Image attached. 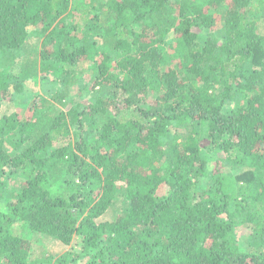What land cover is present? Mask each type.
Here are the masks:
<instances>
[{
    "label": "trees",
    "instance_id": "16d2710c",
    "mask_svg": "<svg viewBox=\"0 0 264 264\" xmlns=\"http://www.w3.org/2000/svg\"><path fill=\"white\" fill-rule=\"evenodd\" d=\"M84 1L0 0V264H264V0Z\"/></svg>",
    "mask_w": 264,
    "mask_h": 264
},
{
    "label": "rangeland",
    "instance_id": "374dc122",
    "mask_svg": "<svg viewBox=\"0 0 264 264\" xmlns=\"http://www.w3.org/2000/svg\"><path fill=\"white\" fill-rule=\"evenodd\" d=\"M79 1L80 0H72V4L74 5ZM89 1L90 0H85L84 2L86 3ZM251 13L255 14L256 10L252 9ZM68 21L72 22L73 19L69 18ZM219 31H221L220 28H219ZM42 39H43V35L39 30L35 28H29L28 38H27L28 44H27V48H25V49H28V52H25V54L28 57L29 55L32 54V52L34 53L35 51L39 50V46L41 45ZM81 68L86 71V74L81 77V80L84 82V84L89 86L91 78H92L88 71L90 69V66L88 64H85V65H82ZM33 70L36 71L37 75L27 80L25 84L26 91L21 95L15 96L12 101L8 103H3L2 113L10 114L13 112H20L24 109H28L30 106H32L33 101L38 99V97L43 96L45 98L47 97L50 98L51 95H53V93L58 89L57 87H52V91L49 90L48 86L52 80V77H50L51 80L50 79L44 80L43 78L45 75L40 72V67L38 65ZM75 99H76V103H81L83 105H86L88 103L86 98L80 100L77 97ZM54 104L60 107V105L57 102H55ZM1 116L2 114H0V118ZM122 194H123V191L120 193V203H119V199H117L118 206L115 205L112 209H110L107 212V214L101 218L102 221L113 220L119 215L121 211V206L123 203ZM3 206L0 205V208H3ZM13 231L15 234L19 235L23 239L28 240L31 243V248H32L31 251H32L33 257L35 258H46V257L58 258L65 253H69L71 256L70 259L74 264H87L88 263V260L83 257V243L80 237H75L70 246L64 247V246H61L57 241H55L52 238L32 232L25 225H23V223L20 222L19 220L15 222L13 226ZM248 234L249 232L246 228H243L238 232L240 240H242L241 238L242 236L247 237Z\"/></svg>",
    "mask_w": 264,
    "mask_h": 264
},
{
    "label": "clouds",
    "instance_id": "9594fccd",
    "mask_svg": "<svg viewBox=\"0 0 264 264\" xmlns=\"http://www.w3.org/2000/svg\"><path fill=\"white\" fill-rule=\"evenodd\" d=\"M50 183V191L56 192L60 187V177L53 175L51 180L49 181Z\"/></svg>",
    "mask_w": 264,
    "mask_h": 264
}]
</instances>
